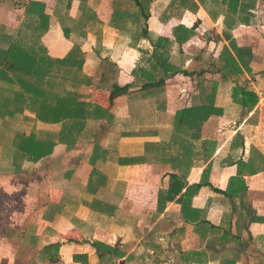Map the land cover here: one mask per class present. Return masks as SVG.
<instances>
[{
    "label": "crops",
    "instance_id": "1",
    "mask_svg": "<svg viewBox=\"0 0 264 264\" xmlns=\"http://www.w3.org/2000/svg\"><path fill=\"white\" fill-rule=\"evenodd\" d=\"M228 3L0 0V264H264V0ZM48 83L89 116L38 118Z\"/></svg>",
    "mask_w": 264,
    "mask_h": 264
},
{
    "label": "trees",
    "instance_id": "2",
    "mask_svg": "<svg viewBox=\"0 0 264 264\" xmlns=\"http://www.w3.org/2000/svg\"><path fill=\"white\" fill-rule=\"evenodd\" d=\"M233 1L236 3L237 0H229L228 3V7L231 9L233 5ZM160 42L155 43V48L158 47ZM13 53H7L6 57H9V60H11L13 65H17L21 68L22 71H31V67L33 64V58L31 56H28L27 54H22L21 50L20 51H12ZM235 56L237 57L240 65L238 64V62L235 60L234 56L232 54H228L227 58H225L224 60V64L223 67L226 68L230 73H239L242 71L241 67H243L244 69H248V64L247 61L244 58V54L242 52H240L239 50H237L235 52ZM161 56H159L158 59H160ZM163 57H161L162 59ZM63 62H68V63H79L81 64L82 62V58L79 56V54H75L74 52H70L67 56V58L62 59ZM241 66V67H240ZM175 71H177V69H164L163 72H165L166 74H173L175 73ZM201 75V74H198ZM163 78H161L160 82H162ZM216 82L215 81H208L205 89H207V100L209 102H207V104H201V106H192L190 108H186L184 110H180L179 112H177V114L175 115L176 118V122L177 124H198L200 121H204L207 116L208 113H206V110H210L212 111L214 109L213 104H212V99L215 95V91H216ZM44 89H42V96L41 98L38 96H33V99L31 101V104L34 106V104H38V107L36 108L37 110V115L38 118L45 120V121H58L61 119V114L63 112V114L67 117H69L71 119V117H73V119H76L77 121H83L87 116H89V111L87 109V107L89 106V104L87 102L84 101H79L77 104L78 106H73V103H71L70 97H69V101L66 102L63 100L60 101L59 99V95L58 93H56L55 91V85L54 84H45ZM37 89V88H36ZM122 89L120 88H116V90L113 92L114 94H117L121 91ZM38 92V91H37ZM239 92H236V94H238ZM241 94H242V98H240V100H238L241 103L246 104L249 100L250 97L253 96V99L250 101V105H253V103H255V100L257 98H255L254 93L249 92V91H244L241 90ZM234 93H233V98H234ZM113 96L111 95V98ZM94 110L98 109L101 111L102 108L100 106H94ZM202 108H204V110H202ZM204 112V113H203ZM94 115H98V113H95ZM197 125V126H198ZM189 126V125H187ZM37 149H39L38 146L35 147V149H31L29 150V152L33 153V154H37L38 152ZM27 150V149H25ZM28 151V150H27ZM37 151V152H36ZM183 183L182 181L176 176V175H171L170 176V183H169V187H168V191L167 192H173V195H175V193L180 192L182 189ZM174 196H171V198H173Z\"/></svg>",
    "mask_w": 264,
    "mask_h": 264
},
{
    "label": "rangeland",
    "instance_id": "3",
    "mask_svg": "<svg viewBox=\"0 0 264 264\" xmlns=\"http://www.w3.org/2000/svg\"><path fill=\"white\" fill-rule=\"evenodd\" d=\"M152 69H150V71H151ZM54 72H53V74H55V70H53ZM58 71V70H57ZM82 71V70H81ZM80 71V77H81V79L83 78V73ZM59 75H61V74H64L65 76L66 75H68V74H66V72H65V70L64 71H62L61 73H59V72H57ZM8 103V100H7V98H1V100H0V107H1V105L2 104H7ZM4 106V105H3ZM202 110H204V108H202ZM206 110V109H205ZM205 110H204V112H205ZM207 112L206 113H213L212 111H210L209 109L208 110H206ZM203 112V113H204ZM187 125H189V127L190 128H195V129H197L198 127H197V125L198 124H187ZM21 126H22V123H21ZM178 128H179V125H177L176 126V129L178 130ZM44 147L42 146V147H40L39 149H37V151L38 150H42ZM0 192H2V191H0ZM0 202H1V198H0ZM1 207V206H0Z\"/></svg>",
    "mask_w": 264,
    "mask_h": 264
},
{
    "label": "built area",
    "instance_id": "4",
    "mask_svg": "<svg viewBox=\"0 0 264 264\" xmlns=\"http://www.w3.org/2000/svg\"><path fill=\"white\" fill-rule=\"evenodd\" d=\"M22 1H26V0H22Z\"/></svg>",
    "mask_w": 264,
    "mask_h": 264
}]
</instances>
